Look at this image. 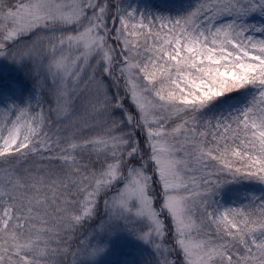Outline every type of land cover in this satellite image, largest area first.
Instances as JSON below:
<instances>
[{
	"label": "snow or ice",
	"instance_id": "snow-or-ice-1",
	"mask_svg": "<svg viewBox=\"0 0 264 264\" xmlns=\"http://www.w3.org/2000/svg\"><path fill=\"white\" fill-rule=\"evenodd\" d=\"M0 264H264V0H0Z\"/></svg>",
	"mask_w": 264,
	"mask_h": 264
}]
</instances>
